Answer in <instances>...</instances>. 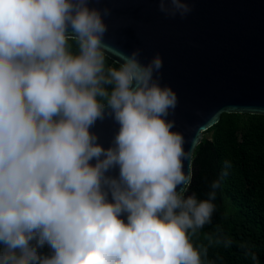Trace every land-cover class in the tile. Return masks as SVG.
<instances>
[{
  "label": "clouds",
  "instance_id": "obj_1",
  "mask_svg": "<svg viewBox=\"0 0 264 264\" xmlns=\"http://www.w3.org/2000/svg\"><path fill=\"white\" fill-rule=\"evenodd\" d=\"M89 3L0 0V264H203L190 235L221 180L206 200L185 196L191 151L167 118L178 98L159 83L162 59L136 49L107 66L110 10ZM106 116L119 125L108 148L90 131Z\"/></svg>",
  "mask_w": 264,
  "mask_h": 264
},
{
  "label": "water",
  "instance_id": "obj_2",
  "mask_svg": "<svg viewBox=\"0 0 264 264\" xmlns=\"http://www.w3.org/2000/svg\"><path fill=\"white\" fill-rule=\"evenodd\" d=\"M188 2L192 11L183 18L160 12L158 0H90L89 6L110 10L104 40L110 46L106 57L114 63L119 65L120 53L136 49L144 64L160 56L159 83L178 98L167 118L175 121L172 130L184 136L192 155L221 114L264 116V0ZM118 128L106 116L90 131L108 148ZM189 163L184 160L186 173ZM108 174L118 175V168Z\"/></svg>",
  "mask_w": 264,
  "mask_h": 264
},
{
  "label": "trees",
  "instance_id": "obj_3",
  "mask_svg": "<svg viewBox=\"0 0 264 264\" xmlns=\"http://www.w3.org/2000/svg\"><path fill=\"white\" fill-rule=\"evenodd\" d=\"M72 49L76 51L74 43ZM106 65L119 66L107 57ZM205 132L208 136L191 155L185 196L206 200L212 182L221 183L212 201L211 221L190 239L198 249L207 248L201 255L203 264H264V116L223 113ZM225 161L231 167L221 179ZM226 241L231 243L225 246Z\"/></svg>",
  "mask_w": 264,
  "mask_h": 264
},
{
  "label": "rangeland",
  "instance_id": "obj_4",
  "mask_svg": "<svg viewBox=\"0 0 264 264\" xmlns=\"http://www.w3.org/2000/svg\"><path fill=\"white\" fill-rule=\"evenodd\" d=\"M204 136L207 137V136H208V133H206V132L202 133V138H203Z\"/></svg>",
  "mask_w": 264,
  "mask_h": 264
}]
</instances>
